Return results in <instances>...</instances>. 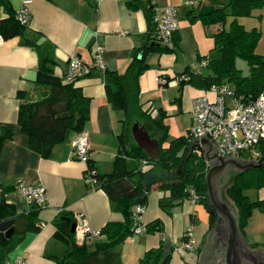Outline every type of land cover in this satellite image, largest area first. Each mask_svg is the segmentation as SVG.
I'll list each match as a JSON object with an SVG mask.
<instances>
[{"label": "crops", "instance_id": "0c3cea01", "mask_svg": "<svg viewBox=\"0 0 264 264\" xmlns=\"http://www.w3.org/2000/svg\"><path fill=\"white\" fill-rule=\"evenodd\" d=\"M7 1L15 11L20 9L23 2ZM153 3L158 7H175L179 41L176 54L148 56L150 68L140 77V98L142 102L149 100L150 103L151 99L142 98L158 88L166 89L172 83L177 85L178 91V81L174 77L187 66L198 69L195 56L197 53L205 54L202 52L203 37L209 36L200 22L189 21L188 13L211 8L208 6L200 9L202 0L193 3L191 0H153ZM27 6L30 19L24 35L4 39L0 44V131L7 127L13 132L12 138L6 139L1 146L0 184L11 187L3 196L16 214L28 208L25 199L14 187L18 178L29 184L39 180L45 188L47 199L39 213V231H26L21 239L19 233L15 232L7 241L5 260L12 262L20 257L24 264H54L48 255L61 254L66 250L65 243L57 235L53 225L55 215L62 208L70 209L93 230H99L108 220H121L122 216L113 210L105 192L86 184L84 172L87 164L72 156L71 142L76 137V132H68L65 140L55 145L47 158L28 148L27 137L16 123L19 104L16 93L19 89L31 88L36 67L45 55L57 61L55 73L64 75L72 55H77L84 63L92 65L98 54L97 47L102 46L99 55L105 62V68H93L89 76L80 77L76 83L81 86L85 95L92 98L90 118L85 125L90 138V157L95 164L106 166L116 153L117 134L122 130L120 120L123 118L122 112L113 109L106 98V83L114 88L108 72H123L133 55L138 50L140 53L141 47L148 40L149 12L144 6L131 9L126 0H29ZM253 14L242 18L241 23L245 27L248 25L247 27L260 29L261 37L256 49L264 55V6ZM4 17L5 13L0 5V19ZM152 56H156L154 66L150 63ZM236 65L243 74L247 73L246 62L237 59ZM166 74L173 80L162 87L155 78H164ZM200 95L211 99L214 97L210 89L204 91L189 84L184 85L178 110L191 114L192 99ZM260 191V198H264V188ZM159 197L160 192L154 184L148 191L143 224L156 218L161 219L163 249L164 253H171L170 264H185L184 260L203 264L217 219L209 226L205 208L188 200L172 206L169 214L161 209ZM173 203L176 201L173 200ZM233 210L237 218L234 207ZM195 214V221L192 222ZM187 229H191L194 250L181 247ZM239 230L250 252H264V246H251L253 242L264 243V237L260 235L264 227L254 230L247 222L244 232L240 228ZM75 237L78 242L85 241L90 249L95 247L97 240H101V237H85L80 231H76ZM160 238L158 232L133 234L115 247L109 257L103 259L102 264H141L143 253L158 246Z\"/></svg>", "mask_w": 264, "mask_h": 264}, {"label": "trees", "instance_id": "16d2710c", "mask_svg": "<svg viewBox=\"0 0 264 264\" xmlns=\"http://www.w3.org/2000/svg\"><path fill=\"white\" fill-rule=\"evenodd\" d=\"M210 1L212 4L219 5L212 6L206 11L192 10L188 13V19L191 22H200L207 29L208 36L213 40L214 47L218 51V56L212 58L207 53L196 54V64L202 63L209 72L202 73L198 69L187 66L182 73L174 77L178 81L179 95L173 102L180 103L183 87L187 84L204 91H208L213 85H226L241 101H252L259 94L264 93V55L256 49L261 31L257 27L246 28L238 19L253 16L256 9L264 6V0H227L221 3L218 0ZM126 2L131 9L144 6L148 10V40L141 47L140 53L138 50L133 55L123 72H108L114 88L110 83H106V98L113 109L122 110L124 113L120 120L122 130L117 134L118 145L113 159L108 167H101L94 163L89 153L85 163L87 164L85 172L91 171L93 187L105 192L112 203L113 210L119 212L122 219L108 220L99 229L98 237H101V240H97L95 247L90 249L85 241L78 242L75 233L71 231L72 225L78 224L76 214L68 208H62L55 215L53 225L57 235L65 243L66 250L61 254L48 255L54 264H102L103 259L109 257V253L115 247L135 234L136 224L133 219L135 206L137 204L146 206L148 191L154 184L160 192L159 205L167 213H171L172 206L188 200L205 208L209 216V226H212L217 219V211L211 205L207 192L206 174L209 165L202 148L192 145L190 128L187 134L168 140V125L165 123V118L168 116L166 109L159 107L155 111L149 100L142 102L140 98V77L150 68L148 56L176 54L179 41L177 31L173 34L172 45L160 43L157 45L158 42L153 40L155 25L153 0H126ZM0 5L5 13V17L0 19V34L4 39L23 36L29 21L20 23L17 19L18 10L15 11L7 0H0ZM228 16L232 19L226 27ZM26 41L30 42L28 39ZM237 59L246 62L248 68L246 74L237 67ZM57 65L55 59L45 55L36 67L35 77L31 79V88L19 89L16 93L19 102L16 123L27 137L28 148L43 158H47L53 147L65 140L68 132L74 131L78 135L87 131L85 125L90 118L92 98L85 95L76 82L80 77L89 76L93 70L87 75L67 80L65 74L55 73ZM162 79L164 80L160 84L162 87L173 80L168 74ZM134 121H138L152 137L158 139L159 160H150L133 141L131 127ZM12 136L11 129L2 128L0 150L2 143ZM256 148L258 150L256 158H248L242 153L238 157L255 162L264 159V139ZM71 150L73 156L72 142ZM73 158L77 159L74 156ZM142 160L147 162L142 163ZM145 165L150 167L144 169ZM179 166H181V173L175 176L174 169ZM247 188H254L257 191L264 188V160L256 167L234 173L225 186L224 194L236 210L238 225L242 232L255 209L264 212V198L252 199L246 192ZM10 189V186L0 184V220L11 217L24 218L25 227L24 232L19 234L20 239L26 231L38 232L39 213L45 205L30 203L24 212L16 214L5 202L3 196ZM173 200L176 203H173ZM195 218L196 214L192 222ZM144 228V233L158 232L161 238L158 246L149 248L143 253L140 263L170 264L171 253L170 251L164 253L163 249L161 219H154L145 224ZM186 236L187 230L181 245L187 241ZM6 245L7 242L0 241V264L7 262L5 260ZM251 246H264V243L253 242ZM184 262L195 264L186 260Z\"/></svg>", "mask_w": 264, "mask_h": 264}, {"label": "built area", "instance_id": "2783aa9c", "mask_svg": "<svg viewBox=\"0 0 264 264\" xmlns=\"http://www.w3.org/2000/svg\"><path fill=\"white\" fill-rule=\"evenodd\" d=\"M100 2L101 0H91ZM197 0H191V3ZM29 0H23L17 13L20 23H27L30 19V11L27 6ZM154 30L153 40L160 44L172 45V38L178 29L176 9L172 5L158 7L154 6ZM4 38L0 34V44ZM102 46L97 47V56L92 65L84 63L77 55L69 58V68L65 73L67 80H72L78 76L89 74L93 68L104 69L105 62L99 55ZM160 84L162 78H155ZM210 90L214 93L211 99L206 95H200L192 99L190 134L193 138L207 136L216 143L218 156H238L246 154L248 158H256L258 150L256 146L264 139V93L252 101H241L234 94L230 87L226 85H213ZM73 156L86 163L90 153V138L87 131H83L72 141ZM207 165H209V161ZM142 160V163H146ZM86 184L93 187L91 171L84 173ZM15 189L25 199L27 204H46V192L39 180L26 183L24 179L18 178ZM145 205L137 204L134 209L135 234L145 232L143 224V212ZM76 231H80L83 236L98 237L99 230H93L78 217ZM187 250L193 248V238L191 229H187V241L181 245ZM5 264H24L22 258H16L12 262Z\"/></svg>", "mask_w": 264, "mask_h": 264}, {"label": "water", "instance_id": "95a60500", "mask_svg": "<svg viewBox=\"0 0 264 264\" xmlns=\"http://www.w3.org/2000/svg\"><path fill=\"white\" fill-rule=\"evenodd\" d=\"M131 133L133 141L150 160H159L160 149L156 137H152L138 121H134ZM192 145L202 147L206 160L209 161L206 174L207 192L211 205L217 211L216 227L209 248L205 252L203 264H222L223 261L226 264H264V252L253 253L248 250L246 241L239 230L232 204L226 198L223 188L234 173L256 167L264 159L255 162L238 156H218L216 143L207 136V133L202 137L193 138ZM230 171L232 172L229 173ZM226 174L222 182L221 177ZM24 227V218L11 217L0 220V241L7 242L15 232L19 234L24 232ZM71 231L76 233V223L72 225Z\"/></svg>", "mask_w": 264, "mask_h": 264}, {"label": "rangeland", "instance_id": "374dc122", "mask_svg": "<svg viewBox=\"0 0 264 264\" xmlns=\"http://www.w3.org/2000/svg\"><path fill=\"white\" fill-rule=\"evenodd\" d=\"M218 1L221 3V2H226L227 0H218ZM202 2H203V5L200 9H205L208 6L212 7V6L219 5L218 3L212 4L210 0H202ZM255 11H257V9ZM242 18L244 17H239L238 20L243 23V21L241 20ZM231 19H232L231 16L227 17L226 27H228V24L231 21ZM247 26L248 25H246V27ZM247 28L250 29V27H247ZM202 49H203L202 52H204L205 54L206 53L209 54V56L212 58H215L218 56V51L214 47L213 40L207 36L203 37ZM155 60H156V56L150 57V63L152 64V66L155 65L156 63ZM198 70L202 73L209 72V69L206 66H204L202 63H200V65L198 66ZM176 86L177 85L175 83H172L168 88L166 89L158 88L157 91H154L151 94L146 95L142 98V100L144 98L151 99L153 106L155 108V111L159 107H163L166 109L168 116L165 118V123L168 125V133H167L168 140H172L180 135L187 134L188 129L190 128L191 122H192L191 114L183 110L179 111L178 104L176 102H173L174 96L179 94ZM120 111L122 112V114H124L122 110ZM109 163H106V164L109 165ZM107 165L105 167H108ZM100 166L102 167L103 165L100 164ZM149 167H150L149 165H145L144 169H148ZM180 173H181V166L174 169L175 176H178ZM228 182L223 186L224 190ZM259 191H257L254 188H249V189L247 188L246 192L249 194V196L252 199H256L261 196L259 195ZM248 224H250L252 228L254 227V230L259 229V227H264V212L255 209L252 212L251 216L249 217ZM260 235L264 237V230H262V233Z\"/></svg>", "mask_w": 264, "mask_h": 264}, {"label": "flooded vegetation", "instance_id": "af4514ba", "mask_svg": "<svg viewBox=\"0 0 264 264\" xmlns=\"http://www.w3.org/2000/svg\"><path fill=\"white\" fill-rule=\"evenodd\" d=\"M231 172H232V171H230L229 173H231ZM226 176H227V174H226V175H224V177L222 176V177H221V181H222L223 179H225V177H226ZM222 182H223V181H222ZM243 254H245V252H244ZM224 260H225V259H224ZM222 264H226V263H225V261H223V263H222Z\"/></svg>", "mask_w": 264, "mask_h": 264}]
</instances>
